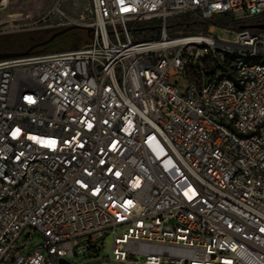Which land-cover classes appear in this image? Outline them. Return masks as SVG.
Masks as SVG:
<instances>
[{"label":"built area","instance_id":"1","mask_svg":"<svg viewBox=\"0 0 264 264\" xmlns=\"http://www.w3.org/2000/svg\"><path fill=\"white\" fill-rule=\"evenodd\" d=\"M89 16L79 48L0 60V264H264V0Z\"/></svg>","mask_w":264,"mask_h":264},{"label":"rangeland","instance_id":"2","mask_svg":"<svg viewBox=\"0 0 264 264\" xmlns=\"http://www.w3.org/2000/svg\"><path fill=\"white\" fill-rule=\"evenodd\" d=\"M237 21L238 18L236 17L219 16L217 22L220 25L216 26L214 34L222 33L221 26L223 24ZM89 22V0H7V3L0 9V39L9 40L12 37L24 36L42 40L60 28L78 24L84 28L64 34L60 39L53 41L51 45H55L57 41L71 38L75 43L81 44L79 46L81 47L89 40L90 33L87 31ZM192 22L194 20L190 16L183 15L172 18L169 23L176 30L185 33L206 28V26L200 24L193 25L191 24ZM259 23L264 24V17L247 21L245 25ZM236 29H238V26H236ZM227 36L230 37L229 35ZM86 40L87 42H85ZM179 90H181V87H179ZM29 232L31 236L26 241V252L42 242L41 236L30 230L25 235ZM24 236L19 242L20 246L23 243ZM112 241V236L104 238L105 247L101 251L100 256L111 253Z\"/></svg>","mask_w":264,"mask_h":264},{"label":"flooded vegetation","instance_id":"3","mask_svg":"<svg viewBox=\"0 0 264 264\" xmlns=\"http://www.w3.org/2000/svg\"><path fill=\"white\" fill-rule=\"evenodd\" d=\"M62 37V36H61ZM60 37V38H61ZM39 42L32 37L16 36L12 37L9 40L0 39V52H22L28 50L33 44ZM75 42L71 38H66L60 41H57L55 45H51L50 49H63L65 47L73 45ZM44 49L42 47L34 48L31 53L42 52Z\"/></svg>","mask_w":264,"mask_h":264},{"label":"water","instance_id":"4","mask_svg":"<svg viewBox=\"0 0 264 264\" xmlns=\"http://www.w3.org/2000/svg\"><path fill=\"white\" fill-rule=\"evenodd\" d=\"M1 2H2V0H0V5H1ZM81 28H84V27L79 26V25H70V26H67V27H65L63 29L57 30V31L53 32L46 39H44L42 41H39V42H36L28 50H25V51H22V52H0V60L8 59V58L21 57V56H27V55H30V54H35V53H31V51L34 48L47 46L50 43H52L53 41H55L57 38H60L61 36H63L64 34L70 32V31L76 30V29H81ZM243 28L264 30V24L252 25V26H247V27H243ZM87 31L90 32V29H87ZM59 264H72V263L69 262L66 259H62L61 258L59 260Z\"/></svg>","mask_w":264,"mask_h":264},{"label":"trees","instance_id":"5","mask_svg":"<svg viewBox=\"0 0 264 264\" xmlns=\"http://www.w3.org/2000/svg\"><path fill=\"white\" fill-rule=\"evenodd\" d=\"M191 24L195 25L196 23L195 22H192ZM260 24V23H259ZM253 25H258V24H253ZM242 26V25H241ZM241 26H239L238 28H241ZM244 26H252V25H244ZM60 29H63V28H60ZM58 29V30H60ZM60 38H57L56 40H58ZM44 40V39H42ZM42 40H38V41H42ZM87 42V40L85 41ZM81 44H77V43H74L73 45L71 46H68V47H65L63 49H50L49 47H51V43L47 46H44L42 47L44 50L42 52H39V53H43V52H52V51H59V50H69V49H74V48H78Z\"/></svg>","mask_w":264,"mask_h":264},{"label":"bare ground","instance_id":"6","mask_svg":"<svg viewBox=\"0 0 264 264\" xmlns=\"http://www.w3.org/2000/svg\"><path fill=\"white\" fill-rule=\"evenodd\" d=\"M7 3V0H2L1 4L5 5Z\"/></svg>","mask_w":264,"mask_h":264}]
</instances>
